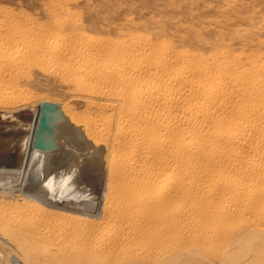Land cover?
<instances>
[{
    "label": "bare ground",
    "instance_id": "obj_1",
    "mask_svg": "<svg viewBox=\"0 0 264 264\" xmlns=\"http://www.w3.org/2000/svg\"><path fill=\"white\" fill-rule=\"evenodd\" d=\"M32 68L69 88L66 100L12 86ZM212 70L0 30V247L11 264L37 242L69 264L263 250L264 67Z\"/></svg>",
    "mask_w": 264,
    "mask_h": 264
},
{
    "label": "rangeland",
    "instance_id": "obj_2",
    "mask_svg": "<svg viewBox=\"0 0 264 264\" xmlns=\"http://www.w3.org/2000/svg\"><path fill=\"white\" fill-rule=\"evenodd\" d=\"M6 29L47 40L58 49L88 43L94 53L169 54L209 64L212 71L220 65L238 71L250 64L264 67V0H0V30ZM24 76L12 86L35 98L66 100L70 95L58 78L38 68ZM9 202H0V211ZM199 247L186 248L182 256L179 251L167 253L155 264H264V249L257 247ZM48 252L37 242L22 251L28 262L14 264H69L52 262ZM110 261L103 264H153L138 256ZM0 264H11L1 247Z\"/></svg>",
    "mask_w": 264,
    "mask_h": 264
},
{
    "label": "water",
    "instance_id": "obj_3",
    "mask_svg": "<svg viewBox=\"0 0 264 264\" xmlns=\"http://www.w3.org/2000/svg\"><path fill=\"white\" fill-rule=\"evenodd\" d=\"M44 108V107H43ZM45 109V108H44Z\"/></svg>",
    "mask_w": 264,
    "mask_h": 264
}]
</instances>
